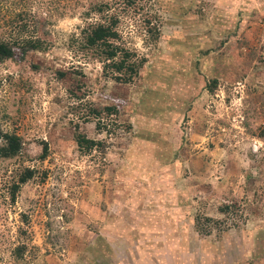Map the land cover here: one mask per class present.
Wrapping results in <instances>:
<instances>
[{
	"label": "rangeland",
	"instance_id": "obj_1",
	"mask_svg": "<svg viewBox=\"0 0 264 264\" xmlns=\"http://www.w3.org/2000/svg\"><path fill=\"white\" fill-rule=\"evenodd\" d=\"M99 1L0 0L1 38L23 25L49 44L0 62V129L22 141L0 158V264H264V0L119 4L144 58L127 83L71 42ZM56 69L83 77L82 98ZM88 104L116 112L97 128ZM74 133L98 143L80 151Z\"/></svg>",
	"mask_w": 264,
	"mask_h": 264
},
{
	"label": "trees",
	"instance_id": "obj_2",
	"mask_svg": "<svg viewBox=\"0 0 264 264\" xmlns=\"http://www.w3.org/2000/svg\"><path fill=\"white\" fill-rule=\"evenodd\" d=\"M136 2L137 0H103L94 3L89 10L96 14V17L85 20L77 34L71 35V42L75 43L77 50L84 57L98 61L101 64L102 74L120 83L130 82L137 75L144 61L143 57H139L136 51L123 41L118 25L120 14L118 5L122 4L121 12L123 13L134 9ZM21 15V13L16 14V17L19 18L17 21L20 20ZM147 16H144L142 20L143 31L151 41H154L158 37L159 30ZM22 31L23 25H19L11 31L13 35L6 38L0 37V62L9 58H19L28 50L43 51L48 47L47 39L40 38L38 34L21 35ZM54 73L62 81L68 95L74 99L83 97L84 80L82 76L73 78L70 76V71L62 69H56ZM115 112L116 107L112 104L86 105V117L94 118L97 128L100 125V118ZM74 142L77 148L83 152L89 151L98 143L92 138L85 137L82 133H74ZM21 148L22 141L17 134L0 129V158L14 157ZM33 172V169L24 168L17 174L16 180L11 184L12 198L18 187L32 177ZM233 208L234 205L231 203H222L217 209L219 212L227 214L228 211H233ZM204 220L207 221L206 224L199 223L195 217L194 227L198 232L208 234L211 227L218 223V220L208 216H205ZM18 248L20 249V247Z\"/></svg>",
	"mask_w": 264,
	"mask_h": 264
},
{
	"label": "crops",
	"instance_id": "obj_3",
	"mask_svg": "<svg viewBox=\"0 0 264 264\" xmlns=\"http://www.w3.org/2000/svg\"><path fill=\"white\" fill-rule=\"evenodd\" d=\"M156 189L158 188H162V187H158L157 185H156V187H155ZM163 188H166L167 190H168V192L170 191V188L169 187H163ZM163 190V189H162ZM157 191H159L157 194H156V196H160V194H161V192H160V190H157ZM163 191H165V190H163ZM166 192V191H165ZM148 195H150L149 197H153L154 196V193L153 194H148Z\"/></svg>",
	"mask_w": 264,
	"mask_h": 264
}]
</instances>
